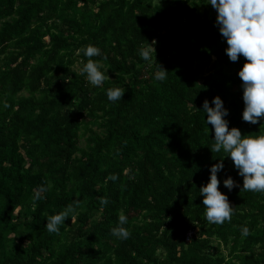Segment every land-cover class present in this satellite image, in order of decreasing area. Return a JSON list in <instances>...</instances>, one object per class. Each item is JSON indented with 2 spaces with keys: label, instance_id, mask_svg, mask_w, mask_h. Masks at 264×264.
<instances>
[{
  "label": "trees",
  "instance_id": "trees-1",
  "mask_svg": "<svg viewBox=\"0 0 264 264\" xmlns=\"http://www.w3.org/2000/svg\"><path fill=\"white\" fill-rule=\"evenodd\" d=\"M216 17L207 0H0V264H264V192L241 190L212 152L202 109L219 95L229 128L264 132V117L242 119L245 58L229 59ZM89 44L108 69L99 87L81 72ZM221 159L235 211L215 224L199 187ZM73 203L49 233L46 217ZM121 213L124 240L111 233Z\"/></svg>",
  "mask_w": 264,
  "mask_h": 264
},
{
  "label": "clouds",
  "instance_id": "clouds-1",
  "mask_svg": "<svg viewBox=\"0 0 264 264\" xmlns=\"http://www.w3.org/2000/svg\"><path fill=\"white\" fill-rule=\"evenodd\" d=\"M217 12L216 23L221 35L226 38V53L233 62L242 55L245 63L240 68L238 75L242 81L244 109L242 119L251 124L258 123L264 117V0H207ZM154 41L150 46L138 49V55L144 61H151L155 51ZM83 55L88 57L81 70L86 75V80L92 86H102L108 79V69L100 60L92 57L101 56V49L89 44L83 49ZM168 70L160 64L154 72V81L167 79ZM126 89L110 87L106 91L109 101L122 99ZM207 113L206 124H211L214 130V143L210 145L213 153L223 151L234 163L238 174L243 177L242 189L244 191L264 192V132L258 134H242L239 127L229 128L227 119L229 109L224 106L221 96L213 97L211 104L205 99L202 107ZM261 125H264L262 123ZM224 157V156H223ZM221 157V158H223ZM224 168L223 159L210 167L209 181L199 187L203 196L205 208L204 218L209 223L223 224L231 220L235 211L227 193L218 187L220 180L218 172ZM118 177L112 174L110 179L115 181ZM224 186L231 190L237 182L231 176L223 181ZM37 192L36 196L39 197ZM108 200L101 198V204L106 205ZM76 204H68L64 210L46 217V228L49 233H59L60 226L74 213ZM128 216L121 213L118 222L111 229L117 239L124 240L130 236L125 227ZM241 234L247 236L249 229L242 226Z\"/></svg>",
  "mask_w": 264,
  "mask_h": 264
}]
</instances>
